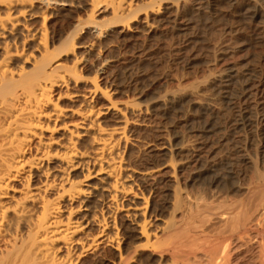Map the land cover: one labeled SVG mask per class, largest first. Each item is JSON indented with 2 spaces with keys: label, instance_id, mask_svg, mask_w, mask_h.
<instances>
[{
  "label": "bare ground",
  "instance_id": "obj_1",
  "mask_svg": "<svg viewBox=\"0 0 264 264\" xmlns=\"http://www.w3.org/2000/svg\"><path fill=\"white\" fill-rule=\"evenodd\" d=\"M157 2L150 0L143 14L137 0H0V264H147L155 255L157 264H232L229 255L247 247L255 251L254 263L264 264V130L244 137L242 161L256 172L244 201H229L220 191L213 205L217 195L208 188L205 203L184 207V189L171 177L158 207L153 200L162 165L151 153L136 156L141 144L169 157L173 174L188 165L202 168L199 176L211 168L187 152L175 161L185 148L161 121L153 122L157 106L175 102L174 96L116 101L118 90L98 80L112 57L106 52L111 29L132 24L152 33L167 19L177 26L187 4H170L169 18L171 8ZM250 5L253 19H261L262 9ZM26 39L32 46L26 48ZM221 75L230 90L237 73L228 68ZM60 86L72 104L66 114L59 96L50 97ZM249 88H232L245 106L236 125L243 131L264 123L247 116L261 106L251 102ZM182 205L187 218L178 225ZM163 252L171 254L168 260Z\"/></svg>",
  "mask_w": 264,
  "mask_h": 264
},
{
  "label": "rangeland",
  "instance_id": "obj_2",
  "mask_svg": "<svg viewBox=\"0 0 264 264\" xmlns=\"http://www.w3.org/2000/svg\"><path fill=\"white\" fill-rule=\"evenodd\" d=\"M149 1L137 0L138 9H141L143 14L142 9ZM156 1L163 5V9L171 8L168 11L169 15L170 11L174 14L175 9L170 4L174 5L176 1L186 3L187 9L180 12L179 22L175 28L172 27L170 19H167V23L165 21L152 33L134 31L132 24H128L127 29L123 31L119 26L111 29L109 35L112 36V42L106 52L112 57L104 62L106 72L98 80L102 86L106 84L119 91L116 90L118 93L113 96L116 101L127 100L126 98L138 100L142 97L143 101L146 98L144 102L148 100L158 102L165 96H174L175 102L166 107L157 106L155 114L158 119L153 122L161 121V128L170 132L172 137H177L179 147L186 149L182 155L174 156L176 160L174 158L173 160L178 162L187 152L189 156L193 155L195 159L201 160L204 163L203 168H211V171L199 176L198 171L202 168L197 170L193 165H188L173 174L169 157L162 156L159 149L145 151L146 148L141 144L139 154L136 156L140 155L139 158L144 159L146 156L142 154L151 153L150 156L153 157L151 160L162 165L160 167L162 170L160 169L156 175V178L159 177L162 181L155 190L153 200L155 206L163 204L165 200L162 196L163 186H170L168 181L173 178L179 182L182 190H185H183L185 197H182L184 207H189L194 201L198 203L197 200L198 204L205 203L201 197L205 198L212 192L208 191V188L214 190L213 192H216L214 195H217L213 205L217 204L221 192L229 201L235 199L244 201L247 190L253 186V182L255 184L256 178L254 169L242 161V158L247 156L243 149L244 137L247 132L258 133L261 129L264 130V123L256 124L244 131L236 127L243 120L239 108L245 106L232 94H235L234 90L238 91L241 85L249 84L251 102L259 101L261 106L257 111L248 109L247 112L251 114L248 113L247 116L264 117V15L261 19L254 20V10L250 5L256 2L264 13V0H237L236 3L231 0ZM168 17L171 18V15ZM56 24L58 28L59 23ZM1 31L0 28V43L5 38ZM25 41L26 48L32 46L33 42L29 39ZM228 68L237 73L229 85L230 92L223 87L224 82L219 78ZM99 74H102V71ZM213 78L220 79L218 80L220 84L217 81L213 86L211 84ZM68 88L71 87H67V90ZM53 90L51 100L54 101L59 96L57 104L62 106V112L66 114L67 107L72 104L65 95V87L60 86ZM72 90L71 88L69 91ZM228 99L230 102H227ZM151 124L139 127V135H144L146 130L150 129L147 125ZM261 140L264 145V138ZM254 143L256 144L257 140ZM258 170L262 172L261 165ZM236 187L241 190L239 188L236 190ZM188 207L182 214V218L183 216L185 218L179 219L178 222L182 221L178 225L186 223ZM155 222L153 221L152 227L155 226ZM250 248H245L236 256L230 254L232 264H255L253 261L255 251ZM164 254L165 260L171 256L170 253L163 252L162 255ZM157 262L158 255H155L147 264Z\"/></svg>",
  "mask_w": 264,
  "mask_h": 264
}]
</instances>
